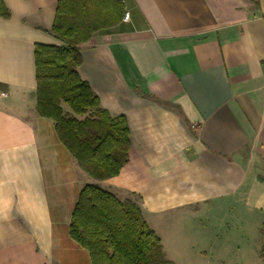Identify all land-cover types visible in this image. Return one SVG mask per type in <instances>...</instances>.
I'll list each match as a JSON object with an SVG mask.
<instances>
[{"label":"crops","instance_id":"obj_1","mask_svg":"<svg viewBox=\"0 0 264 264\" xmlns=\"http://www.w3.org/2000/svg\"><path fill=\"white\" fill-rule=\"evenodd\" d=\"M3 1L0 264H92L70 235L91 182L135 199L174 264H264V0H121L129 19L81 45L82 77L130 128L106 180L37 111L58 0Z\"/></svg>","mask_w":264,"mask_h":264},{"label":"trees","instance_id":"obj_2","mask_svg":"<svg viewBox=\"0 0 264 264\" xmlns=\"http://www.w3.org/2000/svg\"><path fill=\"white\" fill-rule=\"evenodd\" d=\"M124 14L121 0H58L52 33L61 43L37 44L35 50L37 111L55 121L62 143L95 180L118 175L128 163L130 128L125 115L113 116L101 105L82 77L81 45ZM0 17H10L3 0ZM70 235L88 250L92 264H174L138 202L122 200L96 182L80 192Z\"/></svg>","mask_w":264,"mask_h":264},{"label":"built area","instance_id":"obj_3","mask_svg":"<svg viewBox=\"0 0 264 264\" xmlns=\"http://www.w3.org/2000/svg\"><path fill=\"white\" fill-rule=\"evenodd\" d=\"M129 16H130V14H129V12H127V13L125 14V16H124V19H125V20H128V19H129ZM263 63H264V60H263Z\"/></svg>","mask_w":264,"mask_h":264}]
</instances>
